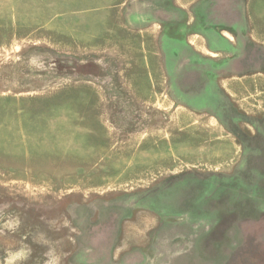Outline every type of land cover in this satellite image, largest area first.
Masks as SVG:
<instances>
[{
  "label": "rangeland",
  "instance_id": "374dc122",
  "mask_svg": "<svg viewBox=\"0 0 264 264\" xmlns=\"http://www.w3.org/2000/svg\"><path fill=\"white\" fill-rule=\"evenodd\" d=\"M136 2L0 0V264H264V0L216 1L243 54L169 66Z\"/></svg>",
  "mask_w": 264,
  "mask_h": 264
},
{
  "label": "crops",
  "instance_id": "0c3cea01",
  "mask_svg": "<svg viewBox=\"0 0 264 264\" xmlns=\"http://www.w3.org/2000/svg\"><path fill=\"white\" fill-rule=\"evenodd\" d=\"M216 1L141 0V2H136L135 8L145 10L142 8L145 5L146 12L150 15L149 20L146 19L148 16L140 17L143 20H141V24H138L140 27L153 28L158 32L160 50L167 59L168 66L173 60L184 58L182 54L186 55L187 52L194 54V56H190V59L193 60L198 59L196 53L200 52L209 53L213 56L222 53L243 54L245 47L251 41L248 38L251 35L245 28H249L250 25L253 27L255 21L251 19L244 21L237 18L240 12L237 5L231 4L228 7V5ZM146 21L148 24L144 23ZM243 31L247 32L248 37L246 40L240 41L238 35ZM174 46L176 48H173ZM235 67L240 69L238 66ZM168 73L169 75L176 74L175 71ZM207 74H212V72H207ZM130 219V224L125 228L124 242L130 246L141 245L147 241L142 229L152 224V218L149 214H140ZM105 239L106 237L103 236V240ZM148 252L146 249H141L140 246L133 249L129 246L118 245L113 248L111 255L113 263L109 264H141L143 259L148 257ZM84 257L85 259H82L79 264H100L95 260V257H91L89 254Z\"/></svg>",
  "mask_w": 264,
  "mask_h": 264
}]
</instances>
